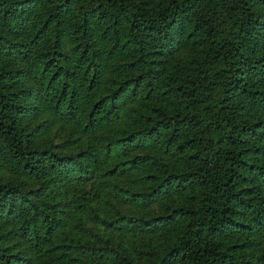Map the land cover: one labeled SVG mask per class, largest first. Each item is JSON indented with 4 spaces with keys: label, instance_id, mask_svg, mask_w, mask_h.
I'll return each instance as SVG.
<instances>
[{
    "label": "trees",
    "instance_id": "1",
    "mask_svg": "<svg viewBox=\"0 0 264 264\" xmlns=\"http://www.w3.org/2000/svg\"><path fill=\"white\" fill-rule=\"evenodd\" d=\"M0 264H264V0H0Z\"/></svg>",
    "mask_w": 264,
    "mask_h": 264
},
{
    "label": "rangeland",
    "instance_id": "2",
    "mask_svg": "<svg viewBox=\"0 0 264 264\" xmlns=\"http://www.w3.org/2000/svg\"><path fill=\"white\" fill-rule=\"evenodd\" d=\"M41 118H39L37 121H39ZM31 120V119H29ZM29 120H26V123L28 124V126H32V123L29 122ZM57 135H54V132L51 134L50 138L52 139V141H54L55 143L60 142V139H62V136L58 135V133H56Z\"/></svg>",
    "mask_w": 264,
    "mask_h": 264
}]
</instances>
